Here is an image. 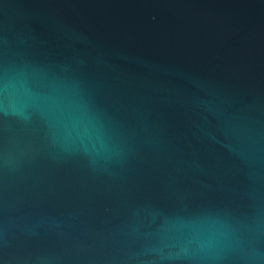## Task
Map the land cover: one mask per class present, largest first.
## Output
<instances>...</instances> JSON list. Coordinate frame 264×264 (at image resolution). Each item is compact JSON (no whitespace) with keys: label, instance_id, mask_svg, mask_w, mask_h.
Returning a JSON list of instances; mask_svg holds the SVG:
<instances>
[{"label":"water","instance_id":"1","mask_svg":"<svg viewBox=\"0 0 264 264\" xmlns=\"http://www.w3.org/2000/svg\"><path fill=\"white\" fill-rule=\"evenodd\" d=\"M0 264H264V0H0Z\"/></svg>","mask_w":264,"mask_h":264}]
</instances>
